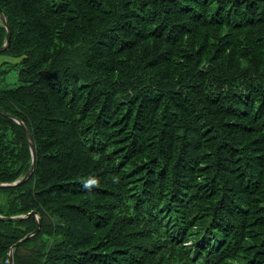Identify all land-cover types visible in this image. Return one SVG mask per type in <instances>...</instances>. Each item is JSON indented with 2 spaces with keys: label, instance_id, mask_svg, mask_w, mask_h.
Wrapping results in <instances>:
<instances>
[{
  "label": "trees",
  "instance_id": "trees-1",
  "mask_svg": "<svg viewBox=\"0 0 264 264\" xmlns=\"http://www.w3.org/2000/svg\"><path fill=\"white\" fill-rule=\"evenodd\" d=\"M0 11V264H264V0Z\"/></svg>",
  "mask_w": 264,
  "mask_h": 264
},
{
  "label": "water",
  "instance_id": "water-1",
  "mask_svg": "<svg viewBox=\"0 0 264 264\" xmlns=\"http://www.w3.org/2000/svg\"><path fill=\"white\" fill-rule=\"evenodd\" d=\"M0 20L4 23V25L6 26V29H7V36H6V40L4 42L3 45L0 46V53L3 52L4 50H6L9 46H10V40H11V36H12V30H11V26H10V23H9V20H8V17L0 11ZM0 111L2 113H4L6 116H9L13 119H15L19 124L22 125L23 129H24V132L26 134V137L28 139V142H29V146H30V149H31V153H32V163H31V166L28 170V172L26 174H24L22 177L14 180V181H11V182H0V187H7V186H15L17 184H20L22 182H25L26 180H28L34 173V169H35V164H36V148H35V142L33 140V136L29 130V128L27 127L26 123L20 119L19 117L11 114V113H8L6 111H3L0 109ZM28 215H36L37 218H38V224H37V227L34 231L32 232H29L28 234H26L23 238H20L17 242H15L9 249V257H10V264H14V248L16 246H18L20 243H22L23 241L27 240L29 237H31L32 235L36 234L39 229H40V224H41V221H40V216L37 215V211L36 210H33L27 214H23L21 215V217H25V216H28ZM0 218L2 219H8V220H13V219H17L19 218V216L17 215H11V216H6V215H3V214H0Z\"/></svg>",
  "mask_w": 264,
  "mask_h": 264
},
{
  "label": "rangeland",
  "instance_id": "rangeland-1",
  "mask_svg": "<svg viewBox=\"0 0 264 264\" xmlns=\"http://www.w3.org/2000/svg\"><path fill=\"white\" fill-rule=\"evenodd\" d=\"M13 62H16V59L13 57L2 53L0 54V64H2V69L0 70L1 82L5 88L18 85L19 83L18 67Z\"/></svg>",
  "mask_w": 264,
  "mask_h": 264
}]
</instances>
